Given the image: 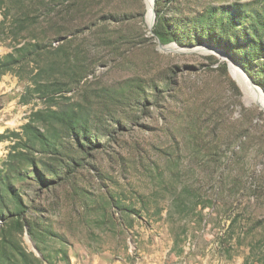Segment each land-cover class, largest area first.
I'll return each mask as SVG.
<instances>
[{"label": "rangeland", "instance_id": "1", "mask_svg": "<svg viewBox=\"0 0 264 264\" xmlns=\"http://www.w3.org/2000/svg\"><path fill=\"white\" fill-rule=\"evenodd\" d=\"M146 2L0 0V57L31 49L0 73V134L21 131L50 98L77 105L89 125L116 108L108 120L121 125L112 139L102 137L107 144L88 166L62 170L55 184L11 156L12 139L0 140V189L11 184L36 228L50 227L36 232L38 241L28 228L15 237L37 264H264L262 86L232 48L195 28L190 42L160 49ZM178 4L182 32L206 25L199 16L212 11L220 31L207 23L208 32L224 34L228 16L253 18L264 0ZM229 33L244 36L239 26ZM61 44L68 49L58 50ZM34 80L65 85L46 97L32 90ZM104 124L98 119V129H89L100 134ZM37 168L50 178L39 162ZM5 194L10 209L15 202Z\"/></svg>", "mask_w": 264, "mask_h": 264}, {"label": "trees", "instance_id": "2", "mask_svg": "<svg viewBox=\"0 0 264 264\" xmlns=\"http://www.w3.org/2000/svg\"><path fill=\"white\" fill-rule=\"evenodd\" d=\"M178 3L179 0H155L156 21L153 25L154 35L151 37L159 39L163 44L171 41L187 43L190 42V37H195L193 34L195 28L209 41H223L227 49L232 48L235 51L233 53L238 56L237 61L264 89V6L255 11V16L246 19L247 21L243 17L246 16L244 14H240L241 17L228 16L223 24L226 28L224 34L217 31L213 34L208 32L206 26L207 23H211L212 27H216L218 30V24L212 19V11H209L207 16H199L200 19H204L206 25L202 22L195 27L194 25L191 26L187 32H182L183 28L180 25L186 22V17H184L183 10L179 8ZM177 12L179 15L174 16V13ZM172 16L175 19L174 23ZM188 20L194 22L197 19L194 17ZM236 26L242 29L243 37L240 34L229 33ZM205 37L198 38L196 42H200L199 40L205 39ZM62 40L63 43L69 41L66 37H63ZM28 45L33 46L36 51V44L28 43ZM57 49L64 50L68 48L61 44ZM29 51L31 49L23 45L0 57V73L11 70L14 65L27 57L26 54ZM39 75L41 74L39 73ZM255 75H258V77ZM33 84L35 88H32V90H38L46 97L50 96V90L53 86L65 85L60 80H56L55 83H41L34 80ZM51 100L52 98L49 99L46 108H38L30 113L28 121L21 126V131L7 130V134H0V140L12 139L14 143L11 146L13 150L11 156L16 161H26L41 182L55 184L61 179L60 173L62 170L65 173H70L88 166L89 160L88 162L84 161L87 158L94 159L96 154L107 144V142L101 140L102 137L106 136L108 139H112L115 132L120 130L121 125L119 122L114 124L108 120V118L114 117L113 113H115L116 108H108L109 112L107 113L101 111V117H94L91 125H89V121L83 118L84 112L80 111L77 105L61 106L56 101ZM98 119L99 122L104 120L106 125L104 124L103 127L105 128L100 134L93 135L89 126H92L96 131L98 128H95L92 124H96ZM71 140L74 141V144L71 143ZM35 152H37L36 155H40V158L33 155ZM46 154L49 155L44 159ZM38 162L40 168H44L50 178L41 175V170L37 168ZM13 191L14 187L8 183L2 190L0 189V220L4 222L0 225V264H37L40 259L36 257L29 258L31 253H28L21 246L15 235L28 228L32 237L38 241L37 233L48 234L50 233V227L46 226L42 230L36 228L38 223L36 219H33V214L26 216V208H23L25 204H23L21 197L16 193H12ZM8 192L15 202L10 209L5 204V193L8 194ZM7 197L9 198V196ZM43 256L47 257L45 253H43Z\"/></svg>", "mask_w": 264, "mask_h": 264}, {"label": "bare ground", "instance_id": "3", "mask_svg": "<svg viewBox=\"0 0 264 264\" xmlns=\"http://www.w3.org/2000/svg\"><path fill=\"white\" fill-rule=\"evenodd\" d=\"M146 1V0H145ZM147 7H148V13H147V18H148V22L151 21L152 19V0H147ZM236 72V79L238 81V84L242 87L243 90L248 91L249 89V82L247 81L246 77L237 69H235ZM258 102L260 104V106L264 109V95L261 94L260 91H258ZM256 95V94H255ZM250 96V95H248Z\"/></svg>", "mask_w": 264, "mask_h": 264}, {"label": "water", "instance_id": "4", "mask_svg": "<svg viewBox=\"0 0 264 264\" xmlns=\"http://www.w3.org/2000/svg\"><path fill=\"white\" fill-rule=\"evenodd\" d=\"M156 21V11H155V0H152V19L150 22H148V27H149V33L153 36L154 32H153V25ZM157 43H158V47L160 49L163 50H174L175 48L172 46L173 44H167V45H163L159 39H156ZM262 90V92L264 93V89L260 88ZM33 248L36 250L34 244H33ZM38 252V251H37ZM40 254V253H39ZM41 256V255H40Z\"/></svg>", "mask_w": 264, "mask_h": 264}]
</instances>
